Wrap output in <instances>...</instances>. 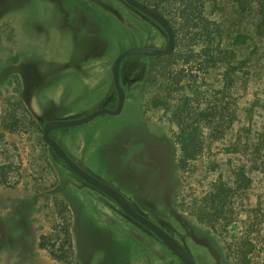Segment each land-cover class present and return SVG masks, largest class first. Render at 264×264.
<instances>
[{
	"label": "rangeland",
	"instance_id": "1",
	"mask_svg": "<svg viewBox=\"0 0 264 264\" xmlns=\"http://www.w3.org/2000/svg\"><path fill=\"white\" fill-rule=\"evenodd\" d=\"M253 20L243 16L241 24L251 29ZM167 43L166 31L124 0H0V264H184L76 175L43 131L53 120L115 109L118 55ZM183 46L186 39L176 38V48ZM238 60L245 63L233 89L237 120L223 137L204 136V153L186 172L173 167L180 154L176 124L151 104L153 57L124 60L127 98L120 115L51 133L80 166L178 240L196 264H242L246 234L251 264H264V158L251 170V155L242 152L264 127V41L241 46ZM242 165L252 185L236 200L233 220L213 227L187 209Z\"/></svg>",
	"mask_w": 264,
	"mask_h": 264
},
{
	"label": "trees",
	"instance_id": "2",
	"mask_svg": "<svg viewBox=\"0 0 264 264\" xmlns=\"http://www.w3.org/2000/svg\"><path fill=\"white\" fill-rule=\"evenodd\" d=\"M144 2L165 15L179 42L186 39L187 46L154 56L147 78L155 87L152 106L168 113L178 129L175 140L180 154L173 167L186 172L204 153V136L223 137L237 120L238 98L233 89L245 63L238 60V49L264 41V0ZM247 15L254 18L251 29L241 24ZM242 147L245 155H251L250 169L259 167L264 158V127L252 145ZM251 185L246 165L239 166L231 180L220 179L213 192L195 198L187 209L213 227L221 220L228 223L234 219L236 200L242 199ZM247 236L239 248L242 264H251Z\"/></svg>",
	"mask_w": 264,
	"mask_h": 264
},
{
	"label": "water",
	"instance_id": "3",
	"mask_svg": "<svg viewBox=\"0 0 264 264\" xmlns=\"http://www.w3.org/2000/svg\"><path fill=\"white\" fill-rule=\"evenodd\" d=\"M130 6L136 8L141 13L153 19L167 33L168 43L165 48L160 47H130L121 52L115 60L113 66V80L118 93V104L115 109L100 108L90 114L73 119H60L47 122L44 126V140L49 144L53 152L64 161V163L81 179L90 184L95 189L101 191L112 200H114L122 210L133 220L140 223L151 232H153L169 249H171L184 264H196L190 252L171 234L160 227L153 220L137 211L128 199L116 188L104 180L94 176L82 166H80L67 152V150L51 135L52 131L61 128H70L86 125L102 115H120L125 107L127 93L121 81V68L125 59L132 56H160L169 54L175 50L176 35L171 24L161 12L155 10L152 6L142 0H124Z\"/></svg>",
	"mask_w": 264,
	"mask_h": 264
},
{
	"label": "flooded vegetation",
	"instance_id": "4",
	"mask_svg": "<svg viewBox=\"0 0 264 264\" xmlns=\"http://www.w3.org/2000/svg\"><path fill=\"white\" fill-rule=\"evenodd\" d=\"M44 131V130H43Z\"/></svg>",
	"mask_w": 264,
	"mask_h": 264
}]
</instances>
